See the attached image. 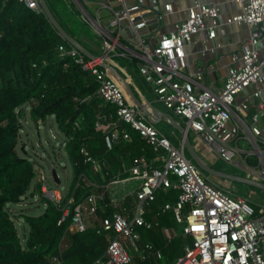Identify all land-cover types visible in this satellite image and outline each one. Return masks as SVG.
<instances>
[{
	"label": "built area",
	"instance_id": "1",
	"mask_svg": "<svg viewBox=\"0 0 264 264\" xmlns=\"http://www.w3.org/2000/svg\"><path fill=\"white\" fill-rule=\"evenodd\" d=\"M120 1V8L113 11L109 20L114 30H119L125 20L137 32L146 27L147 14H154L159 22L163 13L174 11L171 3H164L162 13L157 0H151V6H145L144 0L129 4ZM234 1L240 4L241 12L223 20L217 5L195 2L187 9L186 17L171 31L161 34L154 46H144L138 73L150 85L156 100L182 121L187 134L191 132L199 145L205 146L217 160L264 180V135L259 126L264 116V58L258 52V44L264 38V0ZM19 2L35 13L43 12L38 0ZM232 23L246 24L248 37L239 52L231 55V65L221 87L213 90L204 85L201 74L194 79L184 76V47L192 36L204 31L208 39H213L223 24ZM105 35L102 54L93 59L86 60L72 45L66 48L60 44L57 50L61 57L70 56L75 63L89 70L98 84L96 96L113 106L112 113L98 115L95 121V130L103 134L107 149L129 141L131 131L152 149L154 158L133 157L129 166L122 164V170L105 183L93 182L81 173L76 184L80 180L103 191L87 194L72 207L70 195L61 208L58 224L71 214L68 230L84 231L96 219L97 211L108 206L104 202L107 196L112 212L100 219V227L108 234V241L103 253L90 264H132L134 257L152 258L153 264H264L261 248L264 206L255 211L231 181L225 183L223 179L224 183L219 184L217 178L216 181L211 179L212 176L205 174L185 155L183 141L181 146H175L147 119L145 107L129 100L128 92L108 60L111 48ZM209 49L214 50L204 46L203 52ZM246 89L251 92L244 95ZM238 97L243 99L238 102ZM251 107L255 109L252 113ZM75 126H78L77 122ZM240 140L251 146L257 157L255 166L260 167V171L249 169L236 159ZM80 152L94 172L102 171L104 163L93 159L83 146ZM156 161L161 165L156 166ZM38 180L46 200L54 205L64 200L68 186L64 188L61 181L55 184L51 175L47 176L43 170L38 171ZM170 189L177 192V198L173 203H165L163 210L173 211L176 222L182 225L180 234L191 242L183 244L182 253L168 261L160 249L151 244L139 246L138 241L139 229H150L154 225L145 217L147 205L159 190ZM51 261L59 263L60 258L52 256Z\"/></svg>",
	"mask_w": 264,
	"mask_h": 264
},
{
	"label": "trees",
	"instance_id": "2",
	"mask_svg": "<svg viewBox=\"0 0 264 264\" xmlns=\"http://www.w3.org/2000/svg\"><path fill=\"white\" fill-rule=\"evenodd\" d=\"M46 3L60 25L75 38L77 28L74 27L73 16L57 11L52 0H46ZM67 22L72 26L70 29ZM60 44L66 48L71 46L43 12L35 13L19 0H0V264L93 262L107 245L108 234L101 230L100 219L109 216L112 207L106 196L104 202L108 206L98 210L96 219L82 232L68 230L71 214L58 224L61 208L70 195L73 198L72 207L87 194L103 191L80 180L76 184L78 176L86 174L93 182L105 183L133 157L152 155V149L131 131L129 141L116 143L107 149L103 134L95 130V121L98 115H108L114 108L110 104H102L96 96L98 84L89 70L75 63L70 56L59 55L57 48ZM84 58L89 59L85 55ZM23 114L35 123L44 122L52 115L65 134L73 177L59 205L42 196L37 167L23 154L19 145ZM76 122L78 126H75ZM82 146L93 159L104 163L100 173L94 172L91 164L85 161L80 152ZM247 161L256 164L253 157H248ZM34 178L36 182L30 190ZM30 192L40 196L44 208L36 215L22 214L27 228L22 226L20 235L9 208L10 204L23 202ZM176 198L177 192L173 189L159 190L155 199L147 205L145 214L147 220H155L157 225L139 229V246L151 244L160 249L168 261L182 253L183 244L191 242L181 234L172 233L171 237H166L163 232V228L178 231L181 227L182 230V225L175 222L173 211L163 210L165 203H173ZM52 256H58L59 263H51ZM153 262L152 258L141 260L134 257L132 264Z\"/></svg>",
	"mask_w": 264,
	"mask_h": 264
},
{
	"label": "crops",
	"instance_id": "3",
	"mask_svg": "<svg viewBox=\"0 0 264 264\" xmlns=\"http://www.w3.org/2000/svg\"><path fill=\"white\" fill-rule=\"evenodd\" d=\"M79 1L80 3L77 2V0H52V2L55 3V9L57 11H62L73 16V19L76 22L73 24L74 27L77 28L75 38L89 51L93 58L102 54L105 47L103 37L107 34L105 35V39L109 48H111L108 60L113 66L111 68L113 69L114 74H116L118 80L128 92L129 100L134 103L140 102L149 113H146L147 119L160 131L164 132L175 146H181L183 135L180 130L176 128L175 124H171V120L184 126L182 121L156 100L151 91L150 85L146 83L138 73V64L141 62L140 56L144 52V46H154L161 34L171 31L177 22H180L186 17L187 9L193 6L195 2L217 5L222 20L239 14L241 12L240 4L234 0H157V6L162 13L164 3H171L174 11L171 13H163L162 19L159 22L154 17V14H147L145 16L147 21L146 27L135 32L125 20L121 22L119 30H114L109 25V20L112 17L113 11L120 8V0ZM134 1L135 0H124L126 4ZM144 3L145 6L152 5L151 0H144ZM66 24L69 29L72 27L69 22ZM92 32L97 34L99 43L94 42L91 38ZM247 37L248 26L244 23L223 24L213 39H208L206 32L204 31L197 32L192 36L191 41L185 44L184 47L186 66L182 70L183 75L194 79L197 74H201L202 83L209 88L216 90L221 87L226 78L227 70L231 65V55L239 52L241 44L247 39ZM204 46L212 47L214 50L209 49V51L203 52ZM258 52L259 56L264 58V38L258 44ZM250 92L251 89H246L244 95H247ZM242 99V97H238L237 101L240 102ZM149 104L159 113H152ZM254 111V107H251L250 112L252 113ZM259 126L264 135V116L261 117ZM191 143L194 150L204 162L211 166L215 164L217 158L213 157V154L210 155L205 146L199 145V143L194 140V137L192 138ZM142 155L146 156V154ZM146 157L148 159H153V151L150 157ZM130 163H125V165L129 166ZM154 164L156 166L161 165L159 161H156ZM236 168L239 169L240 172L231 173L246 176L264 183V180L253 178L243 169ZM117 172L118 171H116L115 174ZM122 175L124 176L126 174ZM211 179L216 181V178L214 179V177ZM217 179L216 182L219 184L224 183L223 179ZM132 184V186H136L135 183ZM242 188L244 192L241 195H244L248 199L250 205L255 211H257L259 207L264 206V188L248 184H244ZM149 221L154 224L153 226L157 225V221ZM163 232L166 237H171L172 233L180 234L181 227L178 231L163 228ZM261 248L264 252V236Z\"/></svg>",
	"mask_w": 264,
	"mask_h": 264
},
{
	"label": "rangeland",
	"instance_id": "4",
	"mask_svg": "<svg viewBox=\"0 0 264 264\" xmlns=\"http://www.w3.org/2000/svg\"><path fill=\"white\" fill-rule=\"evenodd\" d=\"M91 38L94 42L99 43L95 32H92ZM8 75L9 74H6V76ZM104 103L105 102L102 101V104ZM25 114H23L21 119L19 142L20 147L21 143H24L25 147L23 154L29 157V159L36 165L38 171L43 170L47 176L50 174L51 169L54 168L61 181V185L64 186V188L67 187L73 177V165L68 159V149L65 145L66 138L64 132L58 128L52 115L47 117L44 122L35 123L28 116L26 117ZM188 136L192 140L193 134L191 132L188 133ZM237 145L240 149L236 157L238 162L249 169L260 171V167H257L247 161L248 157H253L257 162V157L253 154L249 143L245 140H240L237 142ZM209 154L212 155V153ZM212 156L215 157V155ZM213 166L226 172H240L236 167L227 165L223 163V161L217 159ZM215 178L217 177H214V179ZM35 182L36 178H34L30 186V190ZM225 183L227 182L225 181ZM231 183L238 188L239 194H243L244 190L242 187L244 183L234 181H231ZM43 208L44 203L40 199V196L34 195L31 192L24 197L23 202L10 204L9 211L12 218L16 222L17 230L20 235L22 233V226L24 229L27 228V223L24 215L22 214H25L26 216L36 215L40 213ZM21 241H24L23 237Z\"/></svg>",
	"mask_w": 264,
	"mask_h": 264
},
{
	"label": "water",
	"instance_id": "5",
	"mask_svg": "<svg viewBox=\"0 0 264 264\" xmlns=\"http://www.w3.org/2000/svg\"><path fill=\"white\" fill-rule=\"evenodd\" d=\"M39 4L43 10V13L48 18L49 22L52 24V26L55 28V30L58 32V34L66 40L69 44H71L73 47H75L78 51H80L82 54L87 56L88 58H93V56L89 53V51L74 37H72L69 33L66 32V30L60 25V23L56 20L54 17L52 11L50 10L48 4L46 3V0H38ZM77 2L80 3L79 0ZM138 106L143 107L140 102L136 103ZM150 108L152 109V113H159L158 111H155L154 108L149 104ZM147 114H149L146 111ZM171 124H175L176 128L180 130V132L183 135V151L185 154H187V157L191 159L205 174L217 177L225 180H230L234 182L244 183L251 186H257L259 188H264V183H261L257 180L248 178L246 176L236 175L231 172H226L224 170L218 169L216 167L211 166L210 164H207L204 162L201 157L197 154V152L194 150V147L191 143V140L186 132V129L181 124H178L174 122V120H171ZM22 152H24V146H21ZM50 175L52 180L58 185L60 184V179L58 178V175L56 174V170L53 168L50 171Z\"/></svg>",
	"mask_w": 264,
	"mask_h": 264
}]
</instances>
